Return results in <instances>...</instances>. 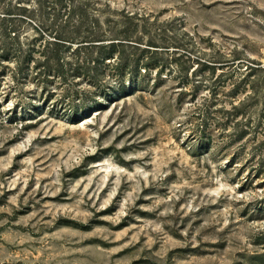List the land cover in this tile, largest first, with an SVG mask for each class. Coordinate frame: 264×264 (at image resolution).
<instances>
[{"label":"rangeland","instance_id":"rangeland-1","mask_svg":"<svg viewBox=\"0 0 264 264\" xmlns=\"http://www.w3.org/2000/svg\"><path fill=\"white\" fill-rule=\"evenodd\" d=\"M0 264H264V0H0Z\"/></svg>","mask_w":264,"mask_h":264},{"label":"trees","instance_id":"trees-1","mask_svg":"<svg viewBox=\"0 0 264 264\" xmlns=\"http://www.w3.org/2000/svg\"><path fill=\"white\" fill-rule=\"evenodd\" d=\"M114 44H115V43H110L109 45H111L110 47H113V46H114ZM119 44H121V43H119Z\"/></svg>","mask_w":264,"mask_h":264}]
</instances>
